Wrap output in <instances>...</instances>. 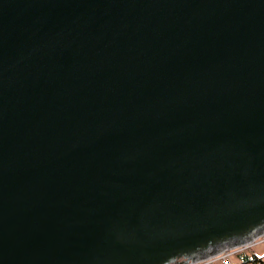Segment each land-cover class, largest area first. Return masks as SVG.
I'll return each mask as SVG.
<instances>
[{
  "label": "water",
  "instance_id": "95a60500",
  "mask_svg": "<svg viewBox=\"0 0 264 264\" xmlns=\"http://www.w3.org/2000/svg\"><path fill=\"white\" fill-rule=\"evenodd\" d=\"M262 233L264 0H0V264Z\"/></svg>",
  "mask_w": 264,
  "mask_h": 264
},
{
  "label": "built area",
  "instance_id": "2783aa9c",
  "mask_svg": "<svg viewBox=\"0 0 264 264\" xmlns=\"http://www.w3.org/2000/svg\"><path fill=\"white\" fill-rule=\"evenodd\" d=\"M262 243H264V233L258 235L249 243L231 249L223 250L220 254L191 264H240V261L237 259V256L240 253H242L246 249Z\"/></svg>",
  "mask_w": 264,
  "mask_h": 264
},
{
  "label": "trees",
  "instance_id": "16d2710c",
  "mask_svg": "<svg viewBox=\"0 0 264 264\" xmlns=\"http://www.w3.org/2000/svg\"><path fill=\"white\" fill-rule=\"evenodd\" d=\"M237 258L240 261V264H264V255L258 256L251 253H240Z\"/></svg>",
  "mask_w": 264,
  "mask_h": 264
},
{
  "label": "rangeland",
  "instance_id": "374dc122",
  "mask_svg": "<svg viewBox=\"0 0 264 264\" xmlns=\"http://www.w3.org/2000/svg\"><path fill=\"white\" fill-rule=\"evenodd\" d=\"M252 251L258 256L264 255V243L258 244V245H255V246L249 248V249H246L242 253H245V252L251 253Z\"/></svg>",
  "mask_w": 264,
  "mask_h": 264
},
{
  "label": "crops",
  "instance_id": "0c3cea01",
  "mask_svg": "<svg viewBox=\"0 0 264 264\" xmlns=\"http://www.w3.org/2000/svg\"><path fill=\"white\" fill-rule=\"evenodd\" d=\"M253 252V251H252ZM254 253V252H253ZM255 254V253H254Z\"/></svg>",
  "mask_w": 264,
  "mask_h": 264
}]
</instances>
